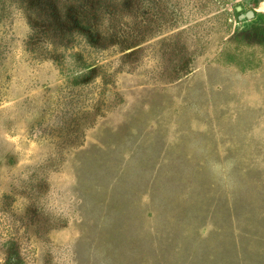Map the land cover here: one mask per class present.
<instances>
[{
    "label": "rangeland",
    "instance_id": "obj_1",
    "mask_svg": "<svg viewBox=\"0 0 264 264\" xmlns=\"http://www.w3.org/2000/svg\"><path fill=\"white\" fill-rule=\"evenodd\" d=\"M21 1L0 0V264H264V0H100V44L80 18L44 38Z\"/></svg>",
    "mask_w": 264,
    "mask_h": 264
},
{
    "label": "trees",
    "instance_id": "obj_2",
    "mask_svg": "<svg viewBox=\"0 0 264 264\" xmlns=\"http://www.w3.org/2000/svg\"><path fill=\"white\" fill-rule=\"evenodd\" d=\"M83 1L85 2L83 3ZM110 3L119 4V0H108L106 6L100 0L94 2L88 0H22L20 9L23 12H27L29 20H31L32 17L33 20H38L35 24H40L42 26L40 35L44 38L49 35V32L52 34L51 30L54 31L53 34L56 36H60V33H63L61 30L54 28L60 21H73L76 23L77 19L80 18L83 21L82 27L86 32L85 36H87V38L84 37V39L92 40L90 35L91 32L96 38L94 43L100 44L102 40H105V36L99 31V24H96L101 22L102 16L95 7L105 6L106 10L108 7L114 8L115 5H111ZM121 41L122 45L126 44L127 38L123 36ZM100 48H102V46ZM93 72L94 71H90L83 77L82 84L92 81L93 77L91 76H93ZM104 73L107 74L106 71Z\"/></svg>",
    "mask_w": 264,
    "mask_h": 264
},
{
    "label": "water",
    "instance_id": "obj_3",
    "mask_svg": "<svg viewBox=\"0 0 264 264\" xmlns=\"http://www.w3.org/2000/svg\"><path fill=\"white\" fill-rule=\"evenodd\" d=\"M246 17H248V18H249V17H252V13H250V12L247 13V14H246Z\"/></svg>",
    "mask_w": 264,
    "mask_h": 264
}]
</instances>
